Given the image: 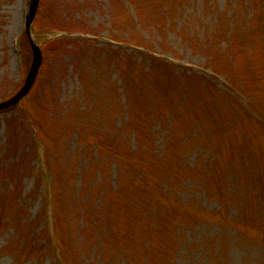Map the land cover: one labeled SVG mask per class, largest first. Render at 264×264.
Segmentation results:
<instances>
[{
	"label": "rangeland",
	"instance_id": "1",
	"mask_svg": "<svg viewBox=\"0 0 264 264\" xmlns=\"http://www.w3.org/2000/svg\"><path fill=\"white\" fill-rule=\"evenodd\" d=\"M28 5L0 0V102L20 89L31 63L23 33ZM28 27L46 55L25 99L0 108V264H54L52 250L61 244L71 264H124L128 255L133 264H264V0H39ZM90 36L97 48L113 39L136 63L141 51L163 62L143 79L140 66L118 57L101 61L99 50L89 52L77 39ZM245 45L257 53L247 57ZM160 69H174L170 83L155 73ZM148 98L155 120L145 110ZM30 124L41 127L40 146ZM70 125L119 134L126 152L138 142L146 163L139 180L154 174L172 192L170 206L159 201L152 218L146 214L150 226L130 193L133 167L121 169L88 141L84 147ZM157 154L166 156L165 176L154 173ZM56 174L50 197L48 178ZM116 185L123 192L100 211L102 193ZM176 202L186 206L178 212L182 221L168 224ZM78 206L89 219L83 234ZM100 215L105 236L87 226ZM124 231L130 244L121 240Z\"/></svg>",
	"mask_w": 264,
	"mask_h": 264
},
{
	"label": "trees",
	"instance_id": "2",
	"mask_svg": "<svg viewBox=\"0 0 264 264\" xmlns=\"http://www.w3.org/2000/svg\"><path fill=\"white\" fill-rule=\"evenodd\" d=\"M160 17H162V22H163L164 25H169L170 19H167L168 16H164V15L162 16L161 15ZM160 17H159V20H160ZM164 19H165V21H163ZM77 39L80 41L81 44H83V45H85L86 47L89 48V49H87L89 52H92V50L93 51L94 50H99L100 59L102 58L101 61L107 60L110 57H118L121 60L123 58V60L130 62V64L133 67H136L137 65L140 66L143 79L148 78V76H152L155 68H157V66H160V64L163 62V61L156 60V58L152 57L149 54H143V55H145L144 58L142 60H138V63H136V62H134L135 59L131 55L129 57H126L124 55L125 51L121 47H117L116 49H113L110 43H106V44H104L105 46H102L101 48H97V47H93V45L96 42L95 39H93V38L77 37ZM103 48H107V49L109 48V49L107 51V50H105ZM245 51H247L246 52L247 57H249V53H251V52H252L251 54L257 53V50H255V48L253 46H249V45H245ZM240 53L244 54L242 52V50H240ZM125 54H127V53L125 52ZM45 55H46V52L43 50V58H45ZM124 57H126V58L124 59ZM234 58H235V56L234 57L231 56V59H234ZM98 62H99V60H98ZM142 63L145 64V65H142ZM170 68H173L172 65L170 66ZM174 69H177V72L175 71L176 73H181V74L187 75L189 77L191 75V72H190V74H188V71L186 69H178L176 67ZM174 69L171 70V71H165V70L160 69L159 72H155V73L161 79H163L166 83H170L173 80L170 77V75L174 74ZM258 71L259 70L255 69V68H254V70H252L253 73H256ZM180 79H183V78L179 77V79L178 78L176 79V80H178V85H180V83H181ZM205 82L208 84L209 79L206 78ZM93 98H94L93 96H90V99H93ZM153 104L154 103L151 102L150 98H148L147 99V103L145 104V110H147L149 112L147 115L152 120H155L154 109H152V111H151V108H152ZM130 109H132V108H130ZM172 114H173L172 110H166V112H165V116L168 115V116L172 117ZM106 121H107V119L105 117H102L101 123L105 124ZM36 126L38 127V129H41L39 124H36ZM86 127L87 126L78 127L77 130H85V131L77 132L76 130H72L73 126L70 125L68 127L69 128L68 130L69 131L71 130V132L74 133L77 137L79 135V137L81 139V143H82V145H84V147H85L86 141H88L94 148L96 147V148L102 149L101 150V154L103 155L102 158L105 159L106 157H108L111 160H115L120 165L121 169H124L125 167L130 166V165L133 167L134 170H132L131 175H130V180L128 181V184L130 185V193L132 192L135 196L140 198L139 204L141 206V218H139V219L142 220V221L144 220L145 223L147 222L146 225L150 226V223H151L150 219L157 212L158 208L161 206V205L158 204L159 201H163L162 204L170 206L167 202H169L168 198L172 195L171 187H166V188L161 187L159 185V182H161L164 179L159 177V176L152 177V176H154V174L149 179L147 177H144L143 181H141L142 179L139 180L138 176H139V174H141V173H143L145 171L146 163H144L141 160L140 156H139V153H138L139 148L137 146L138 142L135 143V146H133V149H130L129 152H126L120 146L119 134H115L113 136L110 135V138H109L107 136L108 135V133H107L108 130L107 129H105V131L103 133H101V134L97 133L95 130H92V133L90 134V133H88L86 131L90 126L87 129H86ZM140 136L141 135L137 136V139H139ZM143 137H145L144 134H142L141 138H143ZM134 139H135V135H134ZM135 141H137V140L135 139ZM156 156L157 157H155V159H158V161H159V162H156V165L159 164V166L158 167H156V166L154 167L155 170H156L155 172L152 171L153 169L152 170L149 169V171L151 173L154 172L155 174L157 173L159 175L165 176L167 174L166 166L164 167L160 162L161 161L164 162V159H165L166 156L163 155V154L162 155L157 154ZM147 157H148V155H147ZM122 160L129 161L130 164L125 166L122 163ZM103 161H105V160H103ZM169 161L170 160L168 159L167 162H169ZM171 168H176V164L175 163L171 164ZM143 175H146V174H143ZM53 179H54L53 184H50L47 187L48 194H50V197H52V195L54 194V185H55V181L57 180V174L54 175ZM149 182H151V183H153V185H155V189L148 185ZM119 186H117V185L113 186L112 189L109 188V192L105 191V192L102 193V195H101V203H100V209H101L100 211L103 210L101 208V206L104 205V203H105V205H107V203L110 201V196L111 197L113 196L115 198V195L123 192V187H119ZM101 192H102V190H101ZM174 193H177V190H175ZM76 195H77V197H75V200L77 199L76 201H78L80 199V196L78 194H76ZM140 195H142V197H140ZM79 203L80 202L78 201V204ZM176 205H177L178 208H176V210H174L175 214L171 213L170 216L167 215V217H166L168 224H172V222L173 223L175 222V225H178L182 221L180 218H178V216H179L178 212L181 209H184L186 206H184L183 202H176ZM113 206H115V203L111 202L108 205V208H112ZM69 209H72V208L69 207ZM78 209L80 211H82L79 206H78ZM52 210H53V212H52L51 218H52L54 224H57L58 223V219H57V214L55 212V207ZM168 212L169 211H167V213ZM108 213L111 214V211H107L106 214H108ZM146 214L151 217L149 220L146 219ZM84 215H85V213L83 211H82V213H79V214L77 213V220L81 221V225H82L80 230H79V233H81V234H83L85 232V228H86L85 221H86V219L89 220L87 217L85 218ZM90 221L91 222H87L88 223L87 226L90 227L92 230L95 229L94 233L96 231H98V229H99V230L104 231V234H103L104 236L108 234L107 232H105V227L104 228H99L100 227V221H101V215L99 216L98 220H96L95 218H93V219L90 218ZM185 222H188V223H185ZM185 222H183L184 223V225H183L184 227H187L188 224L190 225L189 221H185ZM97 224H98V226H97ZM120 224H122V221L121 220H117L116 221V225L118 226V228L120 227ZM95 226H97V227H95ZM126 226L128 228H130V223H127ZM132 231L133 230L131 228L130 229V234L132 233ZM117 233L118 232L116 231V234ZM121 235H122L121 236V240L122 241H126L125 244H130V242H129V237L130 236L127 234V231H124ZM59 243H60V239H59ZM171 243H172V246L176 247L179 242H178L177 238H174V239H172ZM62 245L63 244H61L60 246H62ZM82 245H83V250L84 249L86 250L88 248V246H89L88 242L85 239H84V241H82ZM60 246H59L57 252H55L54 250L51 249L52 253H53V256H55L54 257L55 258L54 264H71L70 262L73 260V258H72V255L70 256V254L68 252V250H69V249H67L68 247L67 246L60 247ZM108 256L111 259H114V261L115 260L116 261L119 260V257L114 255L113 253L108 255ZM122 257L124 258L123 261L124 260L126 261V262L124 261L125 262L124 264H133V261H131V259H130V255L127 256V259L124 256H122ZM136 264H139V263H136Z\"/></svg>",
	"mask_w": 264,
	"mask_h": 264
},
{
	"label": "water",
	"instance_id": "3",
	"mask_svg": "<svg viewBox=\"0 0 264 264\" xmlns=\"http://www.w3.org/2000/svg\"><path fill=\"white\" fill-rule=\"evenodd\" d=\"M37 3H38V0H31L30 13L28 17L27 26L30 24V21L36 9ZM31 47H32V52H33L32 63H31L29 72L27 74V77L25 79L23 87L19 90V92L15 96H13L12 98H10L9 100L5 102L0 103V108H6L8 106L16 104L30 89L36 77L37 70L41 62V55H40V51L38 47L33 43H31Z\"/></svg>",
	"mask_w": 264,
	"mask_h": 264
}]
</instances>
